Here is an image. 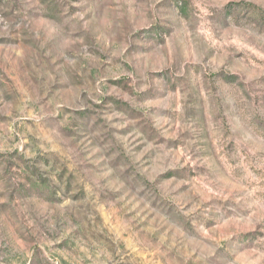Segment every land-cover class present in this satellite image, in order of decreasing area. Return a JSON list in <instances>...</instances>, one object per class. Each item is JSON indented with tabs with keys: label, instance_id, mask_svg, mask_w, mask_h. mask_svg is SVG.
Returning a JSON list of instances; mask_svg holds the SVG:
<instances>
[{
	"label": "rangeland",
	"instance_id": "374dc122",
	"mask_svg": "<svg viewBox=\"0 0 264 264\" xmlns=\"http://www.w3.org/2000/svg\"><path fill=\"white\" fill-rule=\"evenodd\" d=\"M0 264H264V0H0Z\"/></svg>",
	"mask_w": 264,
	"mask_h": 264
}]
</instances>
